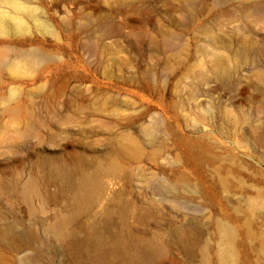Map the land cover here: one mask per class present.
<instances>
[{"label":"rangeland","instance_id":"rangeland-1","mask_svg":"<svg viewBox=\"0 0 264 264\" xmlns=\"http://www.w3.org/2000/svg\"><path fill=\"white\" fill-rule=\"evenodd\" d=\"M100 225L264 264V0H0V264H130Z\"/></svg>","mask_w":264,"mask_h":264},{"label":"bare ground","instance_id":"bare-ground-1","mask_svg":"<svg viewBox=\"0 0 264 264\" xmlns=\"http://www.w3.org/2000/svg\"><path fill=\"white\" fill-rule=\"evenodd\" d=\"M4 21V20H3ZM94 181L93 175H86L80 179L78 182V192L76 194V201L77 204H80L82 199L87 195L89 186ZM31 187V183L25 186V188L28 190ZM102 222V221H101ZM65 225V221H61L59 224V228H63ZM103 227V226H102ZM101 225L97 229V233L94 237V239L91 240H84V241H78L76 242L77 247H88L89 249H96L101 250L104 247L108 245H113L115 250L117 251V254L121 255L124 254V257L130 264H141L145 260H149L151 258H154L158 251L157 244L150 245L149 247H139L137 249H130L127 244L118 243L112 241L109 242L107 239H103L100 237L101 234ZM223 240H224V246L222 251V257L227 262L230 257L232 256V246H231V231L227 227H223Z\"/></svg>","mask_w":264,"mask_h":264}]
</instances>
